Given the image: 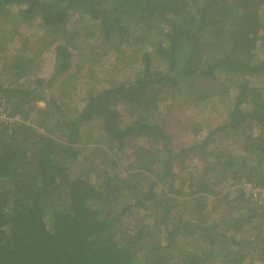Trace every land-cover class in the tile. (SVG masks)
Listing matches in <instances>:
<instances>
[{"label": "trees", "instance_id": "trees-1", "mask_svg": "<svg viewBox=\"0 0 264 264\" xmlns=\"http://www.w3.org/2000/svg\"><path fill=\"white\" fill-rule=\"evenodd\" d=\"M0 14V264L264 263V0H0ZM33 24L54 37L27 38ZM176 94L191 111L164 117Z\"/></svg>", "mask_w": 264, "mask_h": 264}, {"label": "rangeland", "instance_id": "rangeland-1", "mask_svg": "<svg viewBox=\"0 0 264 264\" xmlns=\"http://www.w3.org/2000/svg\"><path fill=\"white\" fill-rule=\"evenodd\" d=\"M2 19H4V17L3 16H1V14H0V20H2ZM81 24H82V22H81ZM37 24H33V27H31L30 29L29 28H21V31H24V36H26L27 38H29L30 39V36H31V34L32 33H40L41 35L43 34V36H45L46 37V39H50V38H52V37H54V35L52 34V33H44L43 32V30L38 26H36ZM61 29V28H60ZM70 29L68 28V31H69ZM62 31H66V29L65 28H63L62 29ZM62 31H60V33H58L57 35H56V39L58 40V41H62L63 40V37H65L66 38V35H64V33L62 32ZM77 38L78 39H83V38H85V34L82 32V33H78L77 35ZM87 39V40H86ZM86 39H85V42H86V47H84L83 49L84 50H82V52H88V47H92V46H94L95 47V50H94V52H97V50L102 46V44H103V41L101 40V39H98V40H96V41H94V42H92L93 41V37L92 38H87L86 37ZM104 55H101V56H103L102 57V62H108L109 61V59H110V56L112 57V61L114 60V62L116 61V60H118V58H117V56L115 55V54H110V53H108V54H105V53H103ZM78 73V72H77ZM230 74V73H229ZM231 75V74H230ZM83 76L84 75H82V74H79L78 73V77L76 78L77 79V83L75 84V89L74 90H72V95H73V102H70V101H68L67 102V105H68V107L69 106H72L74 103H76L77 104V102H79L80 100H79V96H81L82 95V91H83V89H85V85L87 84L86 83V79H84L83 78ZM240 76H247V77H249V73L248 72H244V73H241L240 74ZM250 77L252 78L253 77V74H251L250 75ZM261 78V76H258V75H255L253 78H252V82H257V81H259V79ZM0 80L1 81H7V79L6 78H4V79H2L1 77H0ZM57 87H58V82L56 81L55 83H54V86H50L47 90H48V92L49 93H51V92H53V90H56L57 89ZM56 94H58V92L56 91ZM185 95L184 96H178L177 94L176 95H172L171 96V98L172 99H174V102L176 101V100H178L179 101V105L178 106H176L177 107V110L176 109H171V111L170 112H165V113H163V115H164V117H166L165 116V114L167 113V117L168 118H170L171 117V113L172 112H176L177 111V113H178V111H180V113H182V114H184V113H186V112H188V111H191V109H190V107H189V102H188V100H186L185 99ZM224 102H227V99L225 98L224 99ZM37 106L38 107H43L44 106V103L42 102V101H37ZM172 106H173V103H172ZM220 108H223L224 109V105H222L221 103H220V105H219V103H217L215 106H214V109H213V111L214 112H221L220 111ZM1 109V108H0ZM119 110L121 111V114L123 115V116H125L126 117V119H127V117H128V113H127V111L125 110V106H120L119 107ZM200 111V109H198V110H196L195 112L197 113V112H199ZM176 113V114H177ZM5 114V113H4ZM179 114V113H178ZM169 115V116H168ZM177 120V117H174V118H172V121H173V123L175 122ZM246 124H247V126H246ZM245 124V127H247L248 129V131L250 132V134H251V136H256V134H258V130H257V128L255 127V125H254V122L253 121H249V122H247ZM90 129V131L89 130H87V129ZM97 128H98V124L96 123V122H94L93 123V129L91 128V127H86L85 128V130H82L83 131V133L85 134V135H87V136H89V135H91V131H92V133L93 134H97ZM172 128H174V127H172ZM174 129H176V128H174ZM86 143H87V145H86V147H85V149L82 151V153L80 154V158H86V157H95V156H93L94 154H97V151H95L94 149H91L90 147L92 146V141H90V142H87V140H84ZM135 142V144L138 142V140L137 139H135L134 140ZM82 156V157H81ZM76 165V164H75ZM86 164H84V165H81V164H78V165H76V167H73L72 168V171H73V173L75 174V173H79V172H82L83 170H86ZM173 172H174V169H173ZM249 189H251V190H253V191H255V190H257V188L256 187H253V186H250L249 185ZM131 216V215H130ZM124 220H127V218L126 219H124ZM132 223H133V221H131ZM248 226V225H247ZM254 254H262L260 251H258V252H256V253H254ZM252 257V255L251 256H249V258H248V261L250 260V258ZM262 256H260V260L259 259H256V256H255V262H251V263H249V264H264L263 263V259L261 258Z\"/></svg>", "mask_w": 264, "mask_h": 264}, {"label": "built area", "instance_id": "built-area-1", "mask_svg": "<svg viewBox=\"0 0 264 264\" xmlns=\"http://www.w3.org/2000/svg\"><path fill=\"white\" fill-rule=\"evenodd\" d=\"M1 108V106H0ZM5 113V114H4ZM0 120H9V117L6 116V112L2 110V108L0 109Z\"/></svg>", "mask_w": 264, "mask_h": 264}]
</instances>
